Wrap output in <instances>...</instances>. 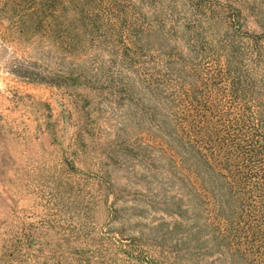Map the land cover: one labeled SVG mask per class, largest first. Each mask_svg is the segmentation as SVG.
I'll return each instance as SVG.
<instances>
[{
    "label": "trees",
    "instance_id": "trees-1",
    "mask_svg": "<svg viewBox=\"0 0 264 264\" xmlns=\"http://www.w3.org/2000/svg\"><path fill=\"white\" fill-rule=\"evenodd\" d=\"M219 6L193 0L182 17L171 11L167 32L169 18L111 32L110 59L58 76L119 97L126 110L110 147L126 158L124 185L144 188L131 203L110 171L98 179L114 194L109 221L121 225L118 236L132 216L162 212L122 239L120 248L141 249L127 253L140 264H162L144 259L150 239L171 242L180 264H264V35L243 32Z\"/></svg>",
    "mask_w": 264,
    "mask_h": 264
},
{
    "label": "rangeland",
    "instance_id": "rangeland-1",
    "mask_svg": "<svg viewBox=\"0 0 264 264\" xmlns=\"http://www.w3.org/2000/svg\"><path fill=\"white\" fill-rule=\"evenodd\" d=\"M191 1L0 0V264H140L127 253L141 249L120 248L122 239L138 237L144 228L136 223L162 212L132 216L118 236L121 225L109 221L114 194L98 179L110 171L128 187L126 158L110 147L126 110L119 97L58 76L110 59L111 32L146 30L171 11L182 17ZM204 1L224 6L248 35H264V0ZM260 45L264 51V37ZM137 185L125 191L131 203L144 188ZM171 246L150 239L144 259L180 264Z\"/></svg>",
    "mask_w": 264,
    "mask_h": 264
}]
</instances>
